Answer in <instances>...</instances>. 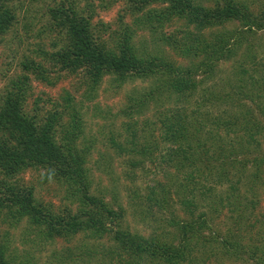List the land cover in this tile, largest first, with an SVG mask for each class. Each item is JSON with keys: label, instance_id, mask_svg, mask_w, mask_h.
Segmentation results:
<instances>
[{"label": "trees", "instance_id": "16d2710c", "mask_svg": "<svg viewBox=\"0 0 264 264\" xmlns=\"http://www.w3.org/2000/svg\"><path fill=\"white\" fill-rule=\"evenodd\" d=\"M82 1L31 0L24 8L23 0H0V45L5 43L8 52L21 51L37 10H43L44 31L50 38L48 50L41 48L34 57H23L22 72L7 79L0 94V225L15 228L24 222L33 238L27 239L30 250L63 243L50 250L42 264H196L209 258L223 264L242 256L251 264H264V213L253 209L251 197L245 204L234 202L236 186L253 188L255 193V183L263 180L264 151L260 154L255 147L242 146L225 154L211 144L214 137L208 143L199 138L201 131L216 128L211 125L215 119H210L216 118V111H234L247 119L244 142L258 144L254 138L261 133L253 127L260 123L254 111L264 112V59L256 58L257 54L264 57V44L256 41L264 32V0ZM33 2L36 6H31ZM109 9H118L121 23L128 19L153 33L157 41L152 51L140 50L137 55L128 44L127 26L114 31L107 22L97 20L98 11ZM19 19L21 33L16 26ZM230 21L233 30L226 29ZM105 33L113 36L115 52L102 49ZM236 46L245 48L242 60L240 56L233 61L225 76L215 77L218 61L231 60ZM163 47L191 59L193 68L166 62ZM155 51L160 54L154 55ZM254 64L259 67L256 77H246ZM193 73L200 77H192ZM74 74L76 89H83L85 101L95 97L104 76L110 77L114 93L128 80L153 81L149 88L147 83L125 92L124 109L114 115L127 121L130 134L125 144L108 139L114 154L125 160V181L162 170L163 182L156 180L141 195L135 194L139 187L131 186L132 181L123 183L122 193L143 200L150 210L147 237L132 234L122 222V212L108 203V197L120 193L117 187L104 191L89 173L88 152L97 138L92 136L96 130H92L90 116L81 111L82 99L76 103L67 91L55 99L41 92L28 106L33 82L53 88ZM256 79L263 82L260 88L254 85ZM212 80H219L217 91L214 82L207 86ZM205 82L204 89L201 84ZM189 101L196 111L192 124L185 121V113L173 112L168 118L155 116L165 127L162 133L149 132L145 137V133H135L148 126V121L139 119L146 110L154 115L165 102L187 108ZM216 135L220 137L219 129ZM230 169L239 173L234 183L228 178ZM27 173L29 184L23 180ZM225 183L237 207L235 214L227 208L229 202L224 205L226 200L215 195V187ZM44 187L52 191L56 203L35 196L43 197ZM170 192L179 198V211L185 218L167 211L164 204ZM224 216L230 225L223 223ZM11 245L0 235V264H35L31 260L38 251L21 259L9 249ZM198 254L203 257L196 259Z\"/></svg>", "mask_w": 264, "mask_h": 264}, {"label": "rangeland", "instance_id": "374dc122", "mask_svg": "<svg viewBox=\"0 0 264 264\" xmlns=\"http://www.w3.org/2000/svg\"><path fill=\"white\" fill-rule=\"evenodd\" d=\"M31 1V0H29ZM27 0H23L24 8L27 7ZM263 1V0H262ZM80 3L83 4V1L80 0ZM31 6H36V2L31 3ZM32 9V8H31ZM33 10V9H32ZM34 11V10H33ZM36 15L30 21L31 22V28L29 31H26V36L28 37L27 40H24V43L20 45L21 51L18 53L12 55L8 50L5 48V43L0 45V94L3 91L5 85L7 84V79L10 77H14L15 75L20 74L22 71L20 69V61L23 59V57H34L35 51L38 49L44 48L48 50V42L50 38L46 35L44 31V19L41 18L43 10H37ZM118 9H109L107 11H98V18L97 20H101L103 22H107L111 29H114V31L117 30V28L127 26L130 30L129 38H128V44L132 47V51L139 55L140 50H146V51H152V43L157 41L156 36L153 35V33L148 32L147 30H144L142 26L133 24L132 21L126 19L122 23L119 21L118 16L120 14L117 13ZM28 16V15H27ZM28 20V19H27ZM21 20L19 19V23L16 25L18 27V32L21 33ZM228 30H233L235 25L233 22H228L226 24ZM20 27V28H19ZM119 27V28H120ZM167 28H164V31H166ZM106 35V43L102 49L108 51V52H115L116 48L112 44L113 36L105 33ZM264 39V32L263 35L257 39L256 43H262L264 44V41H261ZM162 47V46H161ZM238 49L236 50V55L230 60H220L218 61V66L216 67V76H225L228 70L230 69L231 63L233 61L239 60L242 52L244 51V46H236ZM163 49L166 51V55L164 56L167 60L166 62H171L175 67H179L181 69H190L193 68V61L191 59H187L186 57L180 56V55H174L172 50L167 47H163ZM19 50V48H18ZM154 55H159V52H154ZM8 57V58H7ZM243 55L241 56L240 61L242 60ZM257 60L264 59V57H261L257 54ZM198 61L201 60V57L197 58ZM224 60V62H223ZM154 62V61H153ZM248 74L246 77H256L255 73L256 70L259 69L258 65H255L252 68H248ZM78 77H82L80 74ZM192 77H200L198 73H193ZM223 77H220L219 80H221ZM194 79V78H193ZM102 81L99 83V85L96 88L95 91V97L91 101H85V99L81 98L82 94V88L76 89L77 84V78L74 75L67 76L65 79H62L59 83L56 84L53 88L45 87L43 84L38 82H33L31 84L32 86V92L33 95L30 96L28 101V106H32L31 103L33 101V97L37 96L41 92H45L48 94L51 98H56L59 94H62V92L67 91L71 93V96L74 98L75 102L78 103L82 99V108L81 111L84 113L85 116L89 117V121L92 123L93 127L92 130H96L93 132V137L97 138L96 146L91 149L88 152L89 160H88V168L89 173L92 175L93 180L97 183L99 182L100 188L104 189V191L109 190H117L120 191L117 197H108L107 199L108 203L115 209L120 210L119 212L123 214L124 224L126 223L129 228L130 232L133 234V232L140 234L141 237H147L149 233V226L152 224L151 220H148V208L146 207V204L143 200L137 201L136 199L132 200L130 198L131 193L123 194V183L128 184L132 181L131 186L133 187H139L138 190L135 189V194H143L145 189L157 180V182L162 183V177L161 173L162 170L158 171H152L145 172L142 174H139L137 178L134 180L125 181L122 178V172L126 171V165L125 160L122 157H119L114 154V150L109 147L110 143L108 139H116L122 144H125V140L128 138V134H130V129L127 130L125 124L127 121L125 120V117L122 116L120 118L114 117V115L119 114V110L124 109V94L125 92L128 93L131 89H139L144 88L145 85L149 82L150 79L145 80V82H142L140 80H128L122 87L118 90L117 93H114L111 85H110V77H103L101 79ZM218 81H210V83L207 84V86L212 85L214 82V90L217 91L218 89ZM256 86L260 88V86L263 84L260 80H255ZM153 85V81L147 84V88ZM204 89L206 87V82L204 84ZM250 88H252L250 85H248ZM264 86V85H263ZM262 86V87H263ZM44 99V97H43ZM164 101H169L167 99H164ZM40 104H43V100H41ZM222 108V107H220ZM107 112V113H106ZM173 112H179L181 114H186L185 121L188 122V124H192L195 117V109L192 108V102L189 101V104L183 107L180 105V103H173V102H165L162 106L159 107L158 112L152 115L149 110H146L144 115L139 118L141 121H148V126H141L140 129H137L135 131L136 134H141L144 137L147 136L149 132H152L154 135L158 133H162V131L165 129L164 126L160 125L158 122L155 121V116L162 115L164 118H168V115ZM101 113V114H98ZM92 115V116H91ZM95 115V117H93ZM254 115L256 117V120L260 123L257 124L259 127L254 126L253 128L257 129L261 135L256 134L255 135V141L258 143L257 145L255 143L246 144L244 142L245 137V127L247 119H244L243 114L242 115H235L234 111H230L227 113H221L218 111L215 112V117H211L210 119H215L212 126L216 127L208 132H202L199 136L200 140H202L205 143H208V139L211 137H214V141L211 140V144L215 146L216 148H221L225 154L229 152H237L240 147H246L247 149H252V147H255V150L258 149L259 153L262 154V151H264V112L262 111L258 112L257 110L254 111ZM121 116V115H120ZM241 117V118H234ZM105 117V118H104ZM250 122H253L251 120ZM245 123V124H243ZM248 126V125H247ZM220 131V137L216 135L217 131ZM162 130V131H161ZM87 131V129H86ZM207 131V130H204ZM188 132V131H187ZM88 135V134H87ZM140 135V136H141ZM150 140V139H149ZM80 147V145H77ZM264 168V165L262 166ZM230 173L228 175V178L230 180V183H234L235 179L237 178V174H239L234 169L228 170ZM154 173H156L155 178H153ZM29 173L27 175L25 174L23 176V180L29 184ZM127 179V178H126ZM261 183H255V193L253 188L252 189H246V186L244 185H238L237 187V193L234 198V202L245 204L248 202V197H251L253 200V209L255 206V211L264 213V178ZM213 182L215 185L216 179L213 178ZM241 182H244V178H241ZM44 187L43 190H41V193L43 197H38L35 195L38 199H43L44 202H53L56 203V199L54 198V195L52 191L45 190ZM45 191V192H44ZM230 190H229V184L225 183L221 186L215 187V195L221 196V198L224 201V205H227V202H229V206L227 207L229 210L232 211L233 214H235L234 209L236 204L233 202V199L230 197ZM108 194V193H107ZM256 194V196L254 195ZM109 195V194H108ZM145 195V194H144ZM214 195V196H215ZM179 198L175 196L174 193L170 192L167 194V204H164L167 208V211L174 210L177 212L178 217L181 219L185 218L182 212L179 210ZM141 203V205H140ZM234 204V206H233ZM248 210V209H247ZM154 208H151V213L153 215ZM153 217V216H152ZM223 223L231 224L230 220L224 216L223 217ZM8 231L9 235L8 237H5L2 235V233ZM0 235L2 236V239L5 241H8L12 243L11 248H9L12 252H16L18 254L19 258L26 259L27 257H32L30 253H33L34 251H38L33 255V258L31 262H35V264H42L44 260L47 259L48 253L50 250L54 249V247L58 245H63L61 242H56L54 245H45L43 248H37L36 246L33 247L30 250V246L27 243V239H33L31 235H28L26 232V224L24 222L19 223L17 227L15 228H9L6 224L0 225ZM57 248V247H56ZM202 258L203 255L198 254L197 258ZM244 257H239V259H234L232 262H225L223 264H251L252 260H243ZM196 264H214L213 259H208L204 262H199L196 260ZM185 263V262H183Z\"/></svg>", "mask_w": 264, "mask_h": 264}]
</instances>
